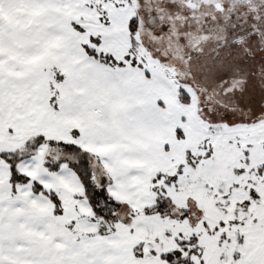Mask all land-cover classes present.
Wrapping results in <instances>:
<instances>
[{
	"label": "snow or ice",
	"instance_id": "1",
	"mask_svg": "<svg viewBox=\"0 0 264 264\" xmlns=\"http://www.w3.org/2000/svg\"><path fill=\"white\" fill-rule=\"evenodd\" d=\"M153 0H0V264H264V88L172 85Z\"/></svg>",
	"mask_w": 264,
	"mask_h": 264
},
{
	"label": "rangeland",
	"instance_id": "2",
	"mask_svg": "<svg viewBox=\"0 0 264 264\" xmlns=\"http://www.w3.org/2000/svg\"><path fill=\"white\" fill-rule=\"evenodd\" d=\"M153 4L158 20L151 38V52L146 54L155 56L150 61L155 71L172 85L163 88L161 94L174 102L172 94L177 86H190L194 90V112L197 92L200 97L215 101L211 89L221 76L245 91V82L237 81L235 76L230 78L233 75L230 67L218 71L222 59L218 53L224 49L223 56L228 54L229 41L237 44L241 31L259 27L264 31V0H153ZM204 64L210 68L202 71Z\"/></svg>",
	"mask_w": 264,
	"mask_h": 264
},
{
	"label": "trees",
	"instance_id": "3",
	"mask_svg": "<svg viewBox=\"0 0 264 264\" xmlns=\"http://www.w3.org/2000/svg\"><path fill=\"white\" fill-rule=\"evenodd\" d=\"M253 23H255V21ZM236 42L237 44H232L231 40L229 41L230 44L228 43L229 47H227L228 54L224 56L223 54L225 51H222L224 49H219L218 55L219 57L222 56V59H220L221 63L218 66V71L226 70L224 67H230L233 72L230 78L235 76L234 78H237V81L245 82V90L254 89L259 92L262 89L261 86H264V31L260 27L243 32L241 31ZM230 53H233L231 56L232 58L227 61V57H230ZM205 68L210 67L204 64L201 68L202 71H204ZM200 73L201 71L199 70V74ZM221 78L224 79L226 77L221 76Z\"/></svg>",
	"mask_w": 264,
	"mask_h": 264
}]
</instances>
